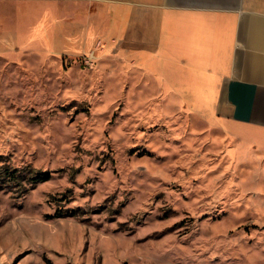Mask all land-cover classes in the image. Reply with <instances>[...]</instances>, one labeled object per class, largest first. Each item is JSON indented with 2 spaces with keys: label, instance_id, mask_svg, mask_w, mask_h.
<instances>
[{
  "label": "rangeland",
  "instance_id": "rangeland-1",
  "mask_svg": "<svg viewBox=\"0 0 264 264\" xmlns=\"http://www.w3.org/2000/svg\"><path fill=\"white\" fill-rule=\"evenodd\" d=\"M49 40L0 52V264H264V152Z\"/></svg>",
  "mask_w": 264,
  "mask_h": 264
},
{
  "label": "crops",
  "instance_id": "crops-1",
  "mask_svg": "<svg viewBox=\"0 0 264 264\" xmlns=\"http://www.w3.org/2000/svg\"><path fill=\"white\" fill-rule=\"evenodd\" d=\"M44 29L153 75L208 123L264 152V0H0V52ZM29 44L28 42H26Z\"/></svg>",
  "mask_w": 264,
  "mask_h": 264
},
{
  "label": "trees",
  "instance_id": "trees-1",
  "mask_svg": "<svg viewBox=\"0 0 264 264\" xmlns=\"http://www.w3.org/2000/svg\"><path fill=\"white\" fill-rule=\"evenodd\" d=\"M8 170V169H7ZM6 170V172H7V175L8 176H11V177H8V179L7 180H10V179H15L16 178V174H15V170H12V169H10V170H8L7 171ZM45 174H38V175H36L34 178V180H33V185H35V184H37L38 182H40V181H43V180H45V179H47V178H49V176H50V172L49 171H45L44 172Z\"/></svg>",
  "mask_w": 264,
  "mask_h": 264
}]
</instances>
